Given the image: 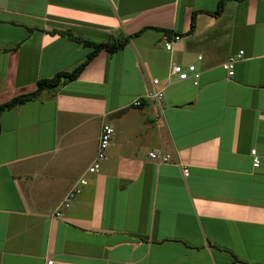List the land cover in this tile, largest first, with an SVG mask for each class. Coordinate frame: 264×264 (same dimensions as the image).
Returning <instances> with one entry per match:
<instances>
[{"label":"crops","instance_id":"1","mask_svg":"<svg viewBox=\"0 0 264 264\" xmlns=\"http://www.w3.org/2000/svg\"><path fill=\"white\" fill-rule=\"evenodd\" d=\"M218 1L0 0V106L85 62L92 49L62 32L95 44L142 32L2 112L0 264H264V0L211 15ZM172 63L195 64L199 84L169 79ZM154 79L163 101L134 107ZM103 124L114 134L90 174Z\"/></svg>","mask_w":264,"mask_h":264},{"label":"built area","instance_id":"2","mask_svg":"<svg viewBox=\"0 0 264 264\" xmlns=\"http://www.w3.org/2000/svg\"><path fill=\"white\" fill-rule=\"evenodd\" d=\"M179 40H180V37L174 36L172 40L166 43L165 45L166 49L168 51H172L174 43ZM243 56H244L243 52H239L236 55H231L228 58L227 62L223 65V68L228 72V75L230 77L234 75L235 66L240 60H242ZM202 59L203 58L201 56L198 57V61H202ZM174 77L177 78L179 81H187V80L192 79L194 82V85L197 86L199 84L200 73L195 64H190L185 67L180 64L172 63L170 66L169 79H172ZM159 85H160V81L158 79H154L152 81V87L148 90L146 96L142 99L135 100L133 103V106L140 108L143 106L144 102L146 101H155V102L161 103L164 99V93H163V90L157 89ZM113 134H114L113 127L107 124H103L101 128V133H100V140L98 144L97 156L93 164L88 169V172L90 174H95L100 170L102 162L105 161L106 159V153L110 147ZM251 155L253 157L254 168H258L260 166V158L257 155V152L253 150L251 152ZM150 157L151 159L157 160L161 163H169L171 159L169 155L161 154L159 152L151 153ZM183 173H184V176L187 177L189 174V170L187 168H184ZM80 184L86 185V181L81 180ZM78 194H80V190L74 187L69 192V194L66 196L61 206L68 208L72 200H74ZM47 264H55V262L53 260H50L47 262Z\"/></svg>","mask_w":264,"mask_h":264},{"label":"trees","instance_id":"3","mask_svg":"<svg viewBox=\"0 0 264 264\" xmlns=\"http://www.w3.org/2000/svg\"><path fill=\"white\" fill-rule=\"evenodd\" d=\"M227 1H229V0H219L216 12L212 13L211 15H214V16L221 15V13L223 12V10L225 8ZM195 16H196V14L193 15L192 27H191L189 34L193 33V31L195 29ZM153 30H158V31L168 33L167 31L160 30V29H153ZM141 33L142 32H139L137 34L129 36V37H127V38H125L119 42H108V43L95 44V43L83 40L80 37H76L70 32H62L61 34L66 36L67 38L74 40L77 43L82 44L87 48L92 49L91 52L88 54L85 62L83 64H81L79 67H77L75 70H73L72 72H60V73L56 74L51 79H45V80L39 81L37 83V89L33 93L16 97L13 100L1 105L0 106V116H1L2 112L6 111V110L16 108V107L23 105L29 101L37 99L38 96L44 91L56 92L60 88H62L63 86L76 81L80 77V75L84 72V70L88 67V65L96 58V56L101 51H106L110 54H114V53H117L119 51H122L127 47V45L131 42L132 39H134L135 37H138ZM174 36L180 37L181 35L175 34V35H173V37ZM173 37L171 38V40L173 39Z\"/></svg>","mask_w":264,"mask_h":264}]
</instances>
